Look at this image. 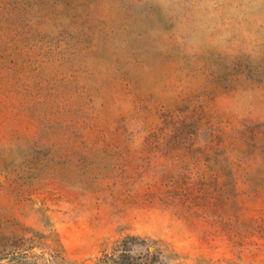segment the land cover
<instances>
[{
    "label": "rangeland",
    "instance_id": "obj_1",
    "mask_svg": "<svg viewBox=\"0 0 264 264\" xmlns=\"http://www.w3.org/2000/svg\"><path fill=\"white\" fill-rule=\"evenodd\" d=\"M264 264V0H0V264Z\"/></svg>",
    "mask_w": 264,
    "mask_h": 264
},
{
    "label": "trees",
    "instance_id": "obj_2",
    "mask_svg": "<svg viewBox=\"0 0 264 264\" xmlns=\"http://www.w3.org/2000/svg\"><path fill=\"white\" fill-rule=\"evenodd\" d=\"M136 240L134 237L126 238L114 248L111 254H105L100 259V264H140L139 259L130 251V247Z\"/></svg>",
    "mask_w": 264,
    "mask_h": 264
}]
</instances>
